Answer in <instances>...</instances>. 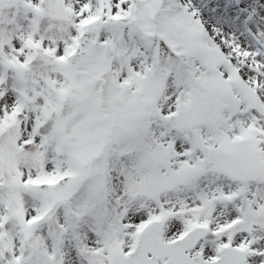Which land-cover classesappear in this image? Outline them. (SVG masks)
Returning a JSON list of instances; mask_svg holds the SVG:
<instances>
[{"label": "snow or ice", "instance_id": "obj_1", "mask_svg": "<svg viewBox=\"0 0 264 264\" xmlns=\"http://www.w3.org/2000/svg\"><path fill=\"white\" fill-rule=\"evenodd\" d=\"M0 264H264V0H0Z\"/></svg>", "mask_w": 264, "mask_h": 264}]
</instances>
